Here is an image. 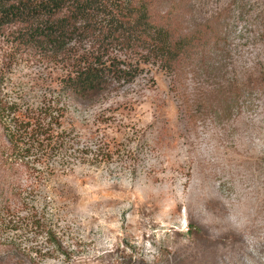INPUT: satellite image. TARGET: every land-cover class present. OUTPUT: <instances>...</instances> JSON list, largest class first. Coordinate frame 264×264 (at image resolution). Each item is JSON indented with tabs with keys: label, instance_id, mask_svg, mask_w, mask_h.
<instances>
[{
	"label": "rangeland",
	"instance_id": "374dc122",
	"mask_svg": "<svg viewBox=\"0 0 264 264\" xmlns=\"http://www.w3.org/2000/svg\"><path fill=\"white\" fill-rule=\"evenodd\" d=\"M185 7L184 26L219 42L93 101L0 35L4 91L69 136L0 170V264H264V0ZM6 141L0 125V158Z\"/></svg>",
	"mask_w": 264,
	"mask_h": 264
},
{
	"label": "trees",
	"instance_id": "16d2710c",
	"mask_svg": "<svg viewBox=\"0 0 264 264\" xmlns=\"http://www.w3.org/2000/svg\"><path fill=\"white\" fill-rule=\"evenodd\" d=\"M186 1L0 0V35L7 36L14 54L35 50L62 64L64 90L93 101L134 81L144 65L158 64L172 73L184 62L202 58L207 45L219 42L213 28L207 26L211 33L202 36L198 25L194 30L184 26ZM219 51L207 58L222 63L225 53ZM4 69L0 67V125L8 145L0 170L6 177L18 160L31 162L32 150L58 151L69 136L58 131L59 119L54 127L52 119L45 123L37 118L32 123L31 113L26 114L28 119L22 117L19 104L4 91Z\"/></svg>",
	"mask_w": 264,
	"mask_h": 264
}]
</instances>
